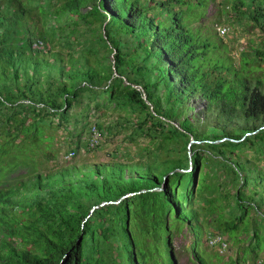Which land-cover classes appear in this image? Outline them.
Listing matches in <instances>:
<instances>
[{
    "label": "trees",
    "instance_id": "trees-1",
    "mask_svg": "<svg viewBox=\"0 0 264 264\" xmlns=\"http://www.w3.org/2000/svg\"><path fill=\"white\" fill-rule=\"evenodd\" d=\"M217 2L0 0V264H177L174 236L199 219L229 235L252 223L260 250L264 49L235 67L215 28L235 22L227 9L264 25V0ZM199 97L202 120L188 116ZM112 105L135 115L130 138L154 140L145 159L52 166L53 131Z\"/></svg>",
    "mask_w": 264,
    "mask_h": 264
},
{
    "label": "rangeland",
    "instance_id": "rangeland-1",
    "mask_svg": "<svg viewBox=\"0 0 264 264\" xmlns=\"http://www.w3.org/2000/svg\"><path fill=\"white\" fill-rule=\"evenodd\" d=\"M219 2V0H217ZM217 2V3H218ZM60 4L57 5L59 7ZM216 5V4H215ZM210 5L208 11L213 13L220 7ZM87 9L82 10V12ZM230 17V22L221 21L220 24L216 25L215 35L216 38H220L222 43L225 45L224 55L231 59L232 64L235 67H239L241 61H250L254 52H260L264 49V25L257 23L255 20L240 17L235 15L230 9H227ZM238 20V21H236ZM38 49L46 50V45L34 46ZM259 57V56H256ZM250 63V62H247ZM258 65L255 75L258 77H264L262 75L261 68H264V59L256 60L254 65ZM139 90V88H138ZM143 99L145 97L143 96ZM199 99L190 100L188 102L189 107L192 111H189L188 116H194L202 120L205 118V112L202 107L203 102ZM148 106H151L150 102H145ZM152 111V108H150ZM79 111V109H77ZM127 109H115L112 105L110 108L102 107L96 110H91L90 115H87L86 122L88 123L87 128L82 131L83 123L78 124L77 130L73 132V136L63 129L59 128L57 131H53L54 148L57 149V157L51 161L52 166H62L66 164L76 163L77 166L81 165H101L113 163H123L128 165H136L142 162L145 158L144 155L148 151H152L155 148L154 140L149 138H130L129 135L132 133V125L128 124L129 121H135L134 116L127 112ZM197 115V116H196ZM30 120V119H29ZM95 123L100 125L109 126L115 128L113 135H101L94 134L92 138L86 140L89 137V130L92 132V127ZM71 127V126H70ZM79 134H81L79 138ZM77 136V137H76ZM92 136V135H91ZM245 135L244 138H246ZM78 141V142H77ZM194 142L192 145L198 143L194 139L190 140ZM70 144V145H69ZM91 149L89 152L84 150V146L88 145ZM78 145V151L76 153L68 154L67 150L71 147ZM189 145V144H188ZM188 147V151L191 153V147ZM60 147V148H59ZM59 148V149H58ZM168 147L161 149V153L166 155L169 154ZM179 150V148H178ZM245 154H242L245 159H251L254 156L252 150H244ZM261 171H264L261 162L253 161ZM191 168V167H190ZM189 169V167H188ZM186 169L185 171L187 172ZM264 195V193H263ZM122 198V197H121ZM264 211V206L260 207ZM93 207L90 211H93ZM255 211V210H254ZM251 210L249 217L252 220H257V215ZM264 213V212H263ZM91 212L88 213L89 217ZM86 217V218H87ZM85 218V220H86ZM84 220V221H85ZM258 221V220H257ZM206 223H212L209 219ZM199 219L200 232L197 231L196 235H191L186 230H183L181 234L174 236L172 241L173 253L177 259V264H200L199 262H193V251H196V256H199L203 264H264V222H259L263 225L260 228V235L263 237L259 238L260 250L253 253L252 248H246L249 245V237L245 234V228L248 231L253 229V224L250 223L248 226L241 225L232 235L221 234L215 226L206 224ZM213 224V223H212ZM259 226L258 224L255 226ZM205 232L203 233V231ZM212 234L219 235L214 241L218 242V238L221 241L219 245L212 246L208 244V237ZM196 238V240H195ZM197 241V243H196ZM196 247V248H194ZM239 259V262L236 261Z\"/></svg>",
    "mask_w": 264,
    "mask_h": 264
},
{
    "label": "built area",
    "instance_id": "built-area-1",
    "mask_svg": "<svg viewBox=\"0 0 264 264\" xmlns=\"http://www.w3.org/2000/svg\"><path fill=\"white\" fill-rule=\"evenodd\" d=\"M96 133L99 135V133L96 131V129L93 128V129H92V137H93V135L96 134ZM92 137H91V138H92ZM217 237H218V235H214V236L210 237V238H209V244L212 245V246H214V245L216 246L217 244L219 245L221 242H224V241H221L219 238H218V242H215L214 240H215Z\"/></svg>",
    "mask_w": 264,
    "mask_h": 264
},
{
    "label": "water",
    "instance_id": "water-1",
    "mask_svg": "<svg viewBox=\"0 0 264 264\" xmlns=\"http://www.w3.org/2000/svg\"><path fill=\"white\" fill-rule=\"evenodd\" d=\"M115 76H117L116 74H115ZM126 83V82H125ZM219 142V141H218ZM194 142H190L189 143V145H188V147H190V145H192ZM153 190H158V191H160L161 190V188H157V189H153ZM144 192H146V190H142V191H140V193H144ZM138 194V193H137ZM134 194H127V195H125V196H123L122 198H120L117 202H119L120 200H122V199H125V198H127V197H130V196H133ZM106 204H108V203H102L100 206H104V205H106Z\"/></svg>",
    "mask_w": 264,
    "mask_h": 264
},
{
    "label": "clouds",
    "instance_id": "clouds-1",
    "mask_svg": "<svg viewBox=\"0 0 264 264\" xmlns=\"http://www.w3.org/2000/svg\"><path fill=\"white\" fill-rule=\"evenodd\" d=\"M214 235H216V234H213L212 236H214ZM212 236H210V237H212ZM218 236H219V235H218ZM210 237H209V238H210ZM209 238H208V244H209Z\"/></svg>",
    "mask_w": 264,
    "mask_h": 264
},
{
    "label": "crops",
    "instance_id": "crops-1",
    "mask_svg": "<svg viewBox=\"0 0 264 264\" xmlns=\"http://www.w3.org/2000/svg\"><path fill=\"white\" fill-rule=\"evenodd\" d=\"M253 134V133H252ZM193 140V139H192ZM197 144V143H196Z\"/></svg>",
    "mask_w": 264,
    "mask_h": 264
}]
</instances>
